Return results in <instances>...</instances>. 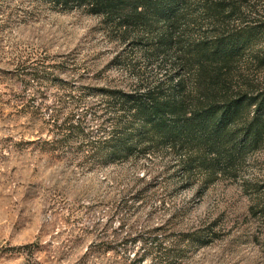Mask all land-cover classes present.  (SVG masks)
I'll use <instances>...</instances> for the list:
<instances>
[{
	"label": "rangeland",
	"instance_id": "374dc122",
	"mask_svg": "<svg viewBox=\"0 0 264 264\" xmlns=\"http://www.w3.org/2000/svg\"><path fill=\"white\" fill-rule=\"evenodd\" d=\"M122 50L82 12L0 22V264H264L240 184L187 185L170 153L100 163L45 144L59 97L135 82L113 63ZM43 65L40 98L26 76Z\"/></svg>",
	"mask_w": 264,
	"mask_h": 264
},
{
	"label": "trees",
	"instance_id": "16d2710c",
	"mask_svg": "<svg viewBox=\"0 0 264 264\" xmlns=\"http://www.w3.org/2000/svg\"><path fill=\"white\" fill-rule=\"evenodd\" d=\"M73 12L102 21L123 49L114 65L135 82L59 97L47 123L56 137L45 144L100 163L170 153L187 185L240 184L246 232L264 249V0H0L7 25ZM49 69L26 76L35 96L47 94Z\"/></svg>",
	"mask_w": 264,
	"mask_h": 264
}]
</instances>
